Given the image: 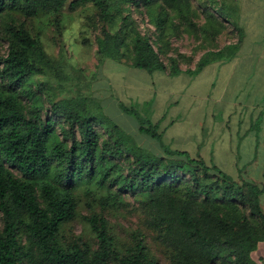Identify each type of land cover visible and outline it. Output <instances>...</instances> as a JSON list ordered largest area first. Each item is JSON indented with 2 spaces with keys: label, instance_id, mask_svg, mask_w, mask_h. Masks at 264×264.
Listing matches in <instances>:
<instances>
[{
  "label": "trees",
  "instance_id": "16d2710c",
  "mask_svg": "<svg viewBox=\"0 0 264 264\" xmlns=\"http://www.w3.org/2000/svg\"><path fill=\"white\" fill-rule=\"evenodd\" d=\"M228 1L0 0L8 45L1 54L0 35V264H159L146 231L170 264H259L253 255L264 243L260 187L187 152L165 146L163 154L147 151L76 101L46 110V85L32 81L56 71L34 22L46 20L61 32L69 2L71 10L97 9L87 20L93 27L102 23L97 43L103 59L176 75L183 70L179 58L164 60L174 36L215 42L228 25L242 32L238 8ZM135 11L148 19L147 32ZM212 59L203 57L195 69ZM121 107L137 119L142 135L161 141L157 125ZM128 195L142 207L146 231H133L121 244L104 212L120 208ZM79 218L87 232L66 231Z\"/></svg>",
  "mask_w": 264,
  "mask_h": 264
},
{
  "label": "rangeland",
  "instance_id": "374dc122",
  "mask_svg": "<svg viewBox=\"0 0 264 264\" xmlns=\"http://www.w3.org/2000/svg\"><path fill=\"white\" fill-rule=\"evenodd\" d=\"M228 3L238 8L235 16L237 25L240 17L245 20L246 16L264 15V0H229ZM69 4L70 2L62 11L61 32L50 24L48 25L46 20L34 22L37 29L41 30L46 53L56 62V71L49 70L47 74L34 76L32 80L35 85H46L44 91L46 110H51L54 103L66 100L87 105L88 112L98 116L104 125L110 127L118 125L140 147L163 154V147L151 138L142 135L137 119L127 115L121 107L123 105L132 108L143 117L142 111L144 110L145 113L147 111L141 107L139 100L142 95L148 97L159 93L158 85L154 84L156 77L154 75L147 77L144 70L134 68L128 59H124L123 62L109 58L103 59L98 53L97 43V39L101 37L102 23H97V26L93 27L88 25L87 20L88 16L97 14V9L89 4L71 10ZM133 16L140 22L142 31L147 32L148 19L137 11ZM5 22L6 20L0 21L1 54H6L8 47L4 40ZM241 30L242 32H239L234 26L228 25V29L215 42L181 32L174 36L172 52L164 58L165 63L168 64L169 56H173L179 58L183 69H193L198 66L203 57L221 58L218 55L219 51L222 53V49H230L238 45L239 40L244 38V29ZM126 52L130 55V52ZM209 70L211 69L200 74L195 80L197 87L207 88L203 81L210 80L209 77L212 74ZM176 79L185 82L187 76ZM98 130L104 132L103 127H98ZM80 192L85 193L84 190ZM79 212L82 216L88 214L87 205L83 201ZM104 214L111 222L121 244L128 240V236L133 231L145 230L142 224L143 209L130 195L124 197V203L120 208H110ZM68 230L76 235H83L87 232L81 218L71 222L66 231ZM146 233L148 245L158 258L159 264H170L152 233L148 231ZM256 259L259 260V252Z\"/></svg>",
  "mask_w": 264,
  "mask_h": 264
},
{
  "label": "crops",
  "instance_id": "0c3cea01",
  "mask_svg": "<svg viewBox=\"0 0 264 264\" xmlns=\"http://www.w3.org/2000/svg\"><path fill=\"white\" fill-rule=\"evenodd\" d=\"M241 18V43L222 49L221 58L201 71H145L156 77L159 93L142 95L139 104L147 111L143 118L159 127L161 141H153L202 159L237 181L253 182L262 190L264 211V15ZM208 69L207 88L197 87L195 80ZM181 76L187 81L176 79ZM254 255L264 264V243Z\"/></svg>",
  "mask_w": 264,
  "mask_h": 264
}]
</instances>
